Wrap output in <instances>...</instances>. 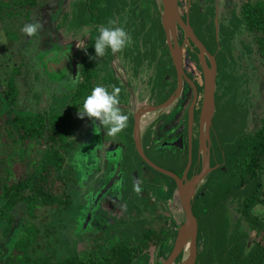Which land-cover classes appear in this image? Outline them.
I'll use <instances>...</instances> for the list:
<instances>
[{"label":"flooded vegetation","instance_id":"af4514ba","mask_svg":"<svg viewBox=\"0 0 264 264\" xmlns=\"http://www.w3.org/2000/svg\"><path fill=\"white\" fill-rule=\"evenodd\" d=\"M51 1L48 0L43 6L46 24L44 23V28L42 26L39 28L43 39L35 49L39 56L38 60L42 62L44 71L51 78L63 81L67 77H78L80 82L75 86L70 82V86L65 91L66 97H63L61 92L51 97V104L47 110H54L55 105L63 104L61 109L55 110L65 111L75 99L74 93L79 97L86 96L96 85L109 87V90L115 86L120 88L117 107L121 114L128 117L127 126L114 137H110L98 122L92 124L87 117L78 118L77 110L82 101L77 99L75 102L73 136L68 137L66 147L62 144L59 146L64 157L62 168L66 163L76 162L78 165L77 169L67 167L69 174L65 176L63 190L69 188L71 197L79 208L80 202H86L84 209H81V219H77V226L81 230L76 233V238L79 242L80 238H85L87 247L76 253L100 255L107 245L121 243L124 247L140 250L139 253L134 254L130 264H160L170 255L177 229L181 225V222L177 224L175 214L177 203L181 205L179 190L173 177L155 169L141 156L136 145L135 129L137 125L142 128L143 152L154 165L174 173L183 181H185V172L186 178L191 179L201 171L203 152L200 149L199 132L203 70L199 49L190 38L185 42V33L177 25L184 71V76L180 80L162 27L159 0H137L126 18L122 14L126 0H105L108 11L102 23L93 21L88 0H54L55 6H52V3L50 5ZM145 1L149 2L147 7L143 6ZM242 1L244 2L239 17L233 10L236 8L232 7L233 0H186L185 2L178 0L182 19L186 21L188 16L194 34L206 50L215 55L217 66L216 112L210 130V142L207 143L212 170L196 192L193 211L198 205L204 204L197 198L211 178L218 177L217 181H225V183L228 181L231 169L230 153L236 152L237 157H240L243 148L241 141L246 135H252L259 129L248 133L243 130L234 138L232 149L226 154L228 145L223 143L225 141L223 138V140L218 138L215 127V120L224 121L220 117L217 118L218 109H221L218 106L222 86L219 77L223 66L236 60V53H242L238 48L242 51L246 49L249 54L247 57L245 55V62L240 58L241 71L244 73L241 74L242 80L247 78L248 72L250 73L248 77H256L248 64L250 61L252 65L254 50L247 49L255 45L257 53L255 39L242 23L245 30L253 37V41L242 43L239 40L238 47L235 37L239 30L244 29L234 30L232 23L243 19L242 12L246 3L257 1ZM222 8L231 12L228 24L221 19ZM110 20L113 22L111 26L124 28L131 38V43L118 53L106 49L104 56L90 59V56H94V48L90 42L93 33L98 27L110 26L108 24ZM216 23H218L219 37ZM145 46L147 48L144 51ZM84 48L87 49V54ZM227 52L230 53L228 59L225 57ZM195 55L197 58L194 57ZM49 60H52L50 68L53 76L48 72ZM146 61L150 63L149 67L145 65ZM206 63L212 67L207 56ZM74 70H76L75 74ZM84 88L89 90L84 92L82 91ZM191 109H193L192 117ZM247 115L248 113L245 120ZM221 133L224 137V129ZM223 147H226V151ZM263 174L264 165L259 171L260 188L263 186ZM134 184L139 185L138 192L134 191ZM65 202V207H68L69 201L65 199ZM242 202V198L239 200L233 194L221 203L220 207L224 208L221 214L222 220L229 226L230 218L226 212L234 209V206L248 220L242 213ZM56 206L61 207L62 203ZM57 211L60 217L71 215H67V211L62 214L61 208ZM68 212H72L71 209ZM112 218L116 222L115 225L107 223ZM236 227L235 233L238 225ZM68 232L70 233L69 227ZM199 233L197 262L201 257L203 264H219L220 260L209 261L203 256V251L201 253ZM155 238H160L156 244ZM238 240L237 243H241V238ZM232 243H234L232 246L236 244L235 241ZM242 243L245 244V253H247L246 240ZM226 254L227 252L222 259ZM180 261L181 255L172 264H180Z\"/></svg>","mask_w":264,"mask_h":264},{"label":"trees","instance_id":"16d2710c","mask_svg":"<svg viewBox=\"0 0 264 264\" xmlns=\"http://www.w3.org/2000/svg\"><path fill=\"white\" fill-rule=\"evenodd\" d=\"M39 2L40 0H19L17 3V1L12 2L11 0L10 3L11 5L13 3L18 6H29L33 9ZM104 2L105 0H88L93 21L96 23L104 22L108 11V6ZM242 14L243 19L241 21L254 37L257 53L264 61V0L246 3ZM97 29L90 40L91 46L99 34ZM194 57L197 58L196 55ZM19 68L17 66V69ZM15 80L16 77L12 74L5 89L0 93V116L5 118L0 119V123L3 124L1 120H4L5 124L12 120L18 131V135L14 139L9 138V134L12 132L10 126L6 127V134H0V137L5 138L2 158L4 161L0 163V222L5 224L4 235H8L14 225L15 217L12 211L17 205L23 204L26 207L27 215L36 218L38 207L45 208L62 203V200L58 202V198L61 199V197H59L56 186L58 171L64 162L59 145L62 144L66 147L68 137L73 136L75 102L77 99L83 102L85 97H79L74 93L75 99L65 111L54 109L36 116H22L15 112L18 98ZM88 90V88L82 89L84 92ZM11 112L12 116H9ZM218 117L220 116L217 115ZM220 124L221 122L216 120L217 131L221 127ZM217 126H215L216 129ZM223 129L225 136L229 138L228 140L234 139L235 135L231 131H226L225 127ZM218 138L220 139L219 135ZM241 146L243 148L240 157H237L236 152L230 153L231 169L225 186L216 180L218 177H213L200 191L197 200L204 204L198 205V208L208 204L211 200H213V206L207 211L199 213H195L196 207L194 208L199 223L201 219L204 220L207 216H212L211 220H213V215L221 203L234 194L237 199H243L241 203L242 213L248 221L262 226L261 223L257 224L252 210L260 202L262 195L258 180L259 171L264 165V120L254 134L244 137ZM234 181L236 183H233ZM218 223L222 224L223 227L209 222L208 231L210 232L207 231L208 235L210 234L209 238L205 236L206 231L204 233L206 239L204 247H201L204 257H207L209 261L220 260L219 264H264L263 243H255L245 253V244L237 243L239 238H236L237 234L229 229V225L223 220ZM199 228L201 233L200 224ZM29 229H27L24 238H20L11 246L7 264H130L134 254L140 252L134 247H124L121 243H112L104 247L100 255H90V253L81 255L76 252L68 253L60 258L48 256L46 252L38 255L33 249L35 242H37L38 231L35 226ZM200 233L199 239H201ZM160 238H155V244L159 242ZM233 241L236 244L232 246ZM226 252V256L222 259ZM204 261L206 262V260ZM197 264H203L201 257H199Z\"/></svg>","mask_w":264,"mask_h":264},{"label":"rangeland","instance_id":"374dc122","mask_svg":"<svg viewBox=\"0 0 264 264\" xmlns=\"http://www.w3.org/2000/svg\"><path fill=\"white\" fill-rule=\"evenodd\" d=\"M13 1H17V3H19V0H12V2ZM185 1L186 0H184V2ZM10 2L11 0H0V93L5 89L8 77L12 74L15 75L16 84L19 91L18 115L36 116L42 113L44 110L48 111L47 108L51 104V97H54V95L61 92V95L63 97H66L65 91H67L68 87L70 86L71 77H67L63 81H59L51 78L44 71L42 62L38 60V53L36 52V50H32V48L37 45L36 41H42L43 39V35L41 34L42 32H38L40 31L39 29L37 30L38 36L34 35L32 38L34 42H28L27 50H24L22 46H20V43H17V41L21 40V38L23 39V41L27 40L26 35L19 31L21 25L24 26L28 23L38 22L44 28V23L46 24V17L43 16V13L45 12V9L43 10V6L48 2V0H41L39 2L40 5L33 9H29L25 6H17L13 3L10 7ZM136 2L137 0H126V6H124L125 8L122 12V14L125 15V18L126 16H129V14L131 13V7L133 6V3ZM243 2L244 1L242 0H233L232 7H236L233 10L239 17H241V7ZM51 3L52 6H55L54 0L50 2V5ZM148 5L149 2L146 1L143 4V6L145 7H147ZM120 17L121 15H119V18ZM230 17L231 12L229 11V9H224L221 16L222 21H224L225 24H228ZM232 24L234 30L242 28L244 29L242 31L239 30L238 35L235 37V42L238 41V47L240 46L239 40H241L242 43H249L250 41H253V37L242 26V21L235 20V22L233 21ZM146 48L147 47L145 46L144 51L146 50ZM238 49L239 52L242 53H236L235 55L237 59L234 61H230L229 65L223 66L222 73L219 77L222 86L220 89L221 92H219L221 99L218 106L221 109H218L217 115H219L220 118L224 120V123L221 122V127L219 128L218 135L220 137V140L223 138L225 140L223 143L228 145L226 154H229V151L232 149L231 144L233 143L232 141L234 139L228 141V136L223 137L222 133L220 132L223 130V127L226 128V131H231V133L235 135V137H237L243 132V130L246 133L257 130L258 128H260L264 120V62L256 53L255 45L247 47L249 51L254 50L252 65L250 64V61H248V64L251 67L252 71L256 74V77H248V75L250 74L248 72L247 74L245 73L248 79L246 78L245 80H242L241 74L244 73L241 71L242 63L240 58L244 59L245 55L247 57L249 56V54L246 49L243 51L241 50V48ZM225 57L228 59V57H230V53L227 52ZM243 62H245V59ZM19 63H21V65H19ZM149 64L150 63L148 61L145 62V65H147V67H149ZM17 66H19L20 68L17 69ZM62 106L63 104H61L60 106L55 105V109H61ZM247 109L249 110V112H247ZM246 113H248V117L245 120L244 118L246 117ZM10 115L12 116V112L11 114H9V116ZM0 119L5 118L4 116H0ZM1 121H3V124L0 123V134H6V127L10 126L12 132L9 134V138L14 139L15 137H17L18 131L15 123L12 120L8 121L7 124H5L4 120ZM4 139V137H0V163L4 161L2 159L4 154ZM223 149L226 151V147H223ZM68 166L77 169L78 165L76 162L75 164L66 163L65 167L60 168L58 171V182H56V186L60 195L59 197H62L61 195H63L61 199L58 198V202L62 200L61 207H58L55 204L51 207H38L36 218H31L27 215L26 207L23 204L17 205L16 208L12 211V214L15 217V221L8 235H4L3 229L5 227V224L4 222H0V264H7L10 257L9 253L11 252V246L20 238H24L27 234V229H29L30 227L33 228L34 226L38 231V235L36 238L37 242H35L33 249L34 252L38 255L40 253L43 254L46 252L48 256H57L58 258H60L71 252L73 253L76 251H82L83 247H87L86 242H84L85 238H80V242L79 239L76 238V233L80 232L81 230L80 227L77 226V219H81V209H84V207L86 206V202H80L79 208V206L74 203L69 188H67L65 191L63 190V182L65 181V176L69 174V170L67 171ZM220 184L222 186H225L224 184L226 183L222 182ZM261 189L262 195L260 197V202L253 209L252 214L253 216H255L257 224L261 222L262 226L256 225L246 220L242 216L241 212L237 210L236 206H234V209H230L226 212V215H228V217L230 218V230L234 231V228H237L236 226L238 225L236 238H241V242L246 240V252H248L252 248L254 243L261 242L264 244V174L263 186L261 187ZM65 199L69 201L67 204V206L69 205L68 207H65ZM212 206L213 200H211L206 205L200 206L199 208L196 207L195 213L207 211V209L211 208ZM59 208H61L62 214L67 211V215H71L69 217L58 216L57 210H59ZM70 209L72 212H68V210ZM223 209V207H218V210L215 211V214L213 215V220H211L212 216H207L206 218H204V220H200L201 239L199 240L202 248L204 247L205 239L209 238L210 235H208V232H210L208 231L209 222L215 225L218 224V226L223 227L222 224L218 223L222 222L221 214ZM175 214L177 224H179L180 222L182 223V221L184 220V215L181 211V205L179 203H177ZM107 223L112 225L116 224L113 218ZM68 227L70 233L68 232ZM205 231L206 238L204 236ZM202 251L203 250L201 249V253ZM215 254L216 253L214 252V255Z\"/></svg>","mask_w":264,"mask_h":264},{"label":"water","instance_id":"95a60500","mask_svg":"<svg viewBox=\"0 0 264 264\" xmlns=\"http://www.w3.org/2000/svg\"><path fill=\"white\" fill-rule=\"evenodd\" d=\"M159 1L162 27L164 29L166 35V42L170 49L171 57L176 66L180 80L184 76V71L182 69V49L178 42L177 25H179L185 33V42H187V40L190 38L199 49V58L203 70V97L200 113L199 132L200 149L203 152V167L201 171L198 174L194 175L191 179L186 178L185 172V181H183L174 173H171L154 165L144 155L141 143L143 130L138 125L135 129V138L137 149L141 156L144 158V160H146L155 169L166 173L167 175H170L176 180L179 190L181 208L184 215V220L182 221L181 225L178 227L176 232L173 249L168 258L160 264H172L180 255V264H196L198 258L199 223L193 211V202L199 186L206 180L209 172L212 170L209 164V148L207 143L210 142V130L216 112L217 66L215 61V55L210 54L206 50L202 42L194 34L193 28L189 24L188 16L186 21L182 19L178 8V0ZM217 25L218 23H216V26ZM216 31L217 36L219 37L218 26ZM206 56L210 59L212 67H209L206 63ZM51 61L49 60L47 65L48 72L53 76L54 74L50 68ZM45 62L47 63V61ZM55 65V67L57 68V64ZM75 72L76 70H74V74ZM188 81L193 84L189 79ZM192 110L193 109H191L190 113L191 117Z\"/></svg>","mask_w":264,"mask_h":264},{"label":"clouds","instance_id":"9594fccd","mask_svg":"<svg viewBox=\"0 0 264 264\" xmlns=\"http://www.w3.org/2000/svg\"><path fill=\"white\" fill-rule=\"evenodd\" d=\"M110 26L98 27V35L95 37L93 44L94 56L90 59H96L104 56L105 50L109 49L113 53L120 52L124 47L131 43L129 34L122 27H115L113 22L108 21ZM41 27L38 22L25 24L20 31L26 36L32 37L37 34V30ZM87 54V49L84 48ZM79 78H71V84H78ZM120 88L112 86L96 85L88 95L83 98V102L77 110V117L83 119L87 117L93 124L97 123L106 129L107 135L114 137L127 126L128 117L121 114L117 105L119 104ZM134 191H139V185H133Z\"/></svg>","mask_w":264,"mask_h":264},{"label":"crops","instance_id":"0c3cea01","mask_svg":"<svg viewBox=\"0 0 264 264\" xmlns=\"http://www.w3.org/2000/svg\"><path fill=\"white\" fill-rule=\"evenodd\" d=\"M12 6V5H11ZM10 6V7H11ZM1 8V7H0ZM23 26L21 25L20 26V29L22 28ZM18 30H19V28H18ZM20 31V30H19ZM38 32H41V31H38ZM37 35V34H36ZM38 36V35H37ZM27 37V40L26 41H23V39L21 38V40H19V41H17V43H20V46H22V48L24 49V50H27V46H28V42H31V43H33L34 41H33V36L32 37H29V36H26ZM32 39V40H31ZM38 39V38H37ZM33 41V42H32ZM40 42V40L39 41H36V43H37V45H38V43ZM37 45H35L34 47H35V49H36V46ZM34 47L32 48V50H35L34 49ZM23 50V51H24ZM31 50V51H32ZM33 52V51H32ZM19 65H21V63H19ZM10 77V76H9ZM9 77H8V79H9ZM8 81V80H7ZM16 81V80H15ZM7 84V83H6ZM16 87H17V84H16ZM17 90H18V88H17ZM18 95H19V91H18ZM15 112L16 113H18V111H19V103H18V98H17V105H16V108H15Z\"/></svg>","mask_w":264,"mask_h":264}]
</instances>
